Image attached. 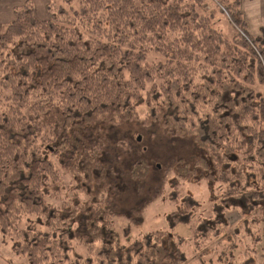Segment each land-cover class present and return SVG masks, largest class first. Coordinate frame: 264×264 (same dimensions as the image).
<instances>
[{
  "label": "trees",
  "instance_id": "16d2710c",
  "mask_svg": "<svg viewBox=\"0 0 264 264\" xmlns=\"http://www.w3.org/2000/svg\"><path fill=\"white\" fill-rule=\"evenodd\" d=\"M244 13L242 0H50L41 19L28 0L0 23V233L28 264H189L176 233L121 225L122 125L200 150L159 169L128 217L171 199L175 222L197 219L191 264H264V27ZM151 165L135 158L129 194H146Z\"/></svg>",
  "mask_w": 264,
  "mask_h": 264
},
{
  "label": "rangeland",
  "instance_id": "374dc122",
  "mask_svg": "<svg viewBox=\"0 0 264 264\" xmlns=\"http://www.w3.org/2000/svg\"><path fill=\"white\" fill-rule=\"evenodd\" d=\"M244 8H246L247 11L244 15L246 18V14H248L250 31L252 33L255 30L254 24H259L264 27V0H244ZM216 14L217 26L219 25L228 37L232 36L234 34L232 21L217 7ZM262 27L259 28L260 32L262 31ZM119 128L118 133H114L115 135L112 139V141H114L112 147L115 149L111 151L112 154L119 155L121 159L119 162L122 166L121 173L124 174L122 180L125 179L123 184L124 190L121 194L120 208L122 211L126 212V216L123 217V220L120 219V221L122 220L121 225H132V238H135V236L139 234L144 235L147 231L158 229H165L176 233L178 237L185 240L182 244V249L186 251L188 262L191 264L190 259L193 260L195 254L194 248L191 245H193L192 238L197 219H192L190 222H175L171 213L176 211L178 206L175 205L171 199H166L165 197H160L151 203L138 222L132 219V217H128L127 214L129 215L134 206L145 199L143 198L142 200V197H146L151 190L155 189L156 184L160 181L158 179H160L162 175V172L158 171L159 169L165 167L168 162L178 159V157L190 161V158H192L191 156L199 155L200 150L194 147L195 145L191 140L174 138L163 131L157 135L152 134L151 136V134H148L143 128L140 129L134 126L126 127L124 125L119 126ZM109 132L111 133L110 130ZM112 134L113 133H111V135ZM139 135L142 140L138 142L136 137ZM124 139H126L125 143H123V141H125ZM144 155L151 161L152 165L151 173L146 183L148 184L146 194L139 197L138 195L128 193L134 182L131 180L130 168L135 158ZM118 170L120 171V168ZM191 182L193 183L187 185L188 193H193L195 198L203 204V207L204 204L209 205L210 193L208 183L204 180L199 181L197 179H193ZM238 217L239 216L236 215L232 218L238 220ZM12 244L13 242L11 239L6 241L0 233V264H28L27 258L23 255H18L14 251ZM81 253H84V250ZM238 253L239 251L236 250V254ZM195 262L199 263L197 261Z\"/></svg>",
  "mask_w": 264,
  "mask_h": 264
},
{
  "label": "crops",
  "instance_id": "0c3cea01",
  "mask_svg": "<svg viewBox=\"0 0 264 264\" xmlns=\"http://www.w3.org/2000/svg\"><path fill=\"white\" fill-rule=\"evenodd\" d=\"M28 0H0V23H9L15 18L17 9L21 8ZM33 5H35V13L41 19H46L48 17V3L50 0H30ZM243 8H244V0ZM245 13H247L246 8H244ZM248 14H246V19H248ZM250 24V21L248 19ZM262 25L254 24V33H259V28Z\"/></svg>",
  "mask_w": 264,
  "mask_h": 264
}]
</instances>
